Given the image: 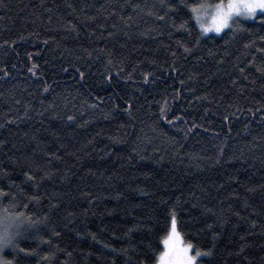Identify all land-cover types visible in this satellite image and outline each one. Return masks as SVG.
<instances>
[{"label": "trees", "instance_id": "trees-1", "mask_svg": "<svg viewBox=\"0 0 264 264\" xmlns=\"http://www.w3.org/2000/svg\"><path fill=\"white\" fill-rule=\"evenodd\" d=\"M227 2L0 0L3 261L157 264L175 215L196 264H264V14L205 35Z\"/></svg>", "mask_w": 264, "mask_h": 264}, {"label": "snow or ice", "instance_id": "snow-or-ice-1", "mask_svg": "<svg viewBox=\"0 0 264 264\" xmlns=\"http://www.w3.org/2000/svg\"><path fill=\"white\" fill-rule=\"evenodd\" d=\"M163 6V5H162ZM216 13L213 15V27L216 32H220L224 28L230 27L229 21L235 22L234 17H246L255 18L257 13L264 14V0H228L227 5L218 4L215 6ZM163 19V17H159ZM207 31V29H205ZM264 39V37H262ZM185 51H189L185 48ZM111 63V61H109ZM260 69H258L259 71ZM31 71V69H30ZM83 75V73H81ZM29 180L33 179L31 176ZM0 195H3L0 192ZM14 207V205H12ZM0 252L5 248L11 246L13 249H17L18 246L15 244L16 238L21 235V230L27 226L28 228L33 227V221L30 217L25 216L23 213H11L7 208L0 210ZM176 229V218L172 216L171 230L175 232ZM59 235V233H55ZM163 243L166 246V251L161 254L160 264H194L197 258H204L212 254L211 250L207 252L195 251V255H191L192 245L187 247L181 243L180 247L175 246V242L169 239H165ZM19 252H25V249L19 248ZM31 254V253H26ZM0 264H11L10 261H2Z\"/></svg>", "mask_w": 264, "mask_h": 264}, {"label": "rangeland", "instance_id": "rangeland-1", "mask_svg": "<svg viewBox=\"0 0 264 264\" xmlns=\"http://www.w3.org/2000/svg\"><path fill=\"white\" fill-rule=\"evenodd\" d=\"M227 3H228V2H227ZM227 3H223V4H224V5H227ZM215 13H216V8H215V6H213V7H209V8L206 9L203 13L200 14L201 21L203 22L204 31H205V29H207V31L203 32L205 35L221 36V35L224 34L227 30H229V29L232 27L233 23H234L232 20H230V21H229L230 27H228V28H224V29H222L220 32H216L215 29H214V27H213V19H212L213 15H214ZM259 14H262V13H259V12H258L257 15H259ZM237 18H241V19H244V20L252 21V20H254L256 17H255V18H246V17H242V16H240V17H234V20H236ZM166 239H169V240H171V241H174V242H175V246H176L177 248L180 247L181 243H182L183 246H185V247L188 246V244H186V243L184 242L182 236H181V235L179 234V232L177 231V228L175 229V232H172V230H171V231H170V234L168 235V237H167ZM165 251H166V246H165V244H164V249H163V252H162V253H164ZM1 253H2V252H0V262L3 261L2 258H1ZM162 253H161V254H162ZM190 254L194 256V254L192 253V251H191ZM160 257H161V255H160ZM157 264H160V258H159V261H158ZM194 264H196V262H194Z\"/></svg>", "mask_w": 264, "mask_h": 264}]
</instances>
